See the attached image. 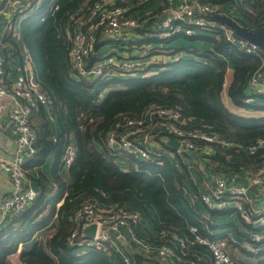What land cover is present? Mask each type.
Instances as JSON below:
<instances>
[{
	"label": "trees",
	"instance_id": "obj_1",
	"mask_svg": "<svg viewBox=\"0 0 264 264\" xmlns=\"http://www.w3.org/2000/svg\"><path fill=\"white\" fill-rule=\"evenodd\" d=\"M96 1L99 0H44L37 9L27 8L30 10L24 12L28 14L20 23L18 41L9 38L10 32L4 38L10 44V55L19 58L23 48L27 50L33 79L53 103L49 108L39 105L30 115V123L37 133L36 152L25 167L29 171L35 168L39 173V178L28 174L38 190L34 201L21 215L0 228V264H15L9 258L12 254H17L19 264H119L100 251L79 253L68 245V236L74 228L71 216L82 200H96L103 205L121 204L138 210L156 225L147 238L155 244L168 243L174 248L177 243L162 236L161 231H171L178 236L180 229H184L192 238L190 226H195L199 234L210 236L206 229L208 221H202L189 206L185 194L189 178L186 165L181 162L175 165L167 156L161 163L143 161L137 169L124 170L115 162L116 155L107 148L105 138L120 116H137L149 104L176 107L183 115L212 125L228 139L247 143L264 137V117H242L230 112L222 102L224 69L230 64L233 76L226 93L231 101L241 107L264 109V106L246 102L249 94L245 91L260 59L230 45L220 26L197 30L190 36L175 34L161 40L157 36L148 38V42L181 41L183 45L152 48L156 54L183 53L157 73L76 77L68 62L69 42L65 30H74L79 22L87 20ZM211 1L224 8H233L235 12H229L231 18L251 30L264 27V0ZM213 19L224 23L219 16ZM112 41L102 40L97 34L94 58L102 55L103 43ZM196 42L208 44V48L200 52ZM68 147L73 155L64 172ZM48 156L54 159L51 181L40 170ZM227 156L234 160L228 161ZM200 159L222 165L221 172L228 165L256 168L264 164V148L254 154L230 148ZM43 180L47 181L43 183ZM60 200L62 203L57 207ZM206 210L211 215L233 212L245 225L236 206L223 210L206 207ZM219 227L225 225H210L211 229ZM45 229L53 232L44 238L36 237ZM255 245L260 248L257 252L241 250L250 259L245 264H264V245ZM137 259L143 264L141 256L137 255Z\"/></svg>",
	"mask_w": 264,
	"mask_h": 264
},
{
	"label": "built area",
	"instance_id": "obj_2",
	"mask_svg": "<svg viewBox=\"0 0 264 264\" xmlns=\"http://www.w3.org/2000/svg\"><path fill=\"white\" fill-rule=\"evenodd\" d=\"M44 0H0V3L17 5L22 9L37 8ZM166 17L153 26L154 35L166 39L175 34L193 35L197 30H210L216 26L223 29L225 40L239 50L253 54L260 59V65L251 73L248 81L246 102L253 104L256 97L264 98V54L260 47L235 34L227 24L218 23L213 16L225 15L231 18L228 9L211 0H165ZM57 5L51 8V12ZM129 7L119 5L112 0H99L90 8L89 17L81 21L74 30L66 29L65 35L69 42L68 62L76 77H124L152 73L150 64H157L146 51L138 56L123 57L115 53L100 55L94 58L97 34L102 40L122 39L126 32L137 26V22L127 16ZM173 58L166 56L165 60ZM29 59V57H28ZM25 57V60H27ZM7 64V65H6ZM7 66V67H6ZM5 67L15 70L14 56L7 61L0 57V109H7L11 127L14 149L7 157L0 158V170L10 178L7 194L0 195V216L11 220L19 217L34 201L37 192L28 185V177L32 171L26 169V163L36 152L37 133L30 123V115L39 105L51 107L52 99L38 86L33 74L27 67L12 81L3 78ZM233 68L228 64L224 73ZM227 81L223 78L222 89H227ZM19 99L20 102L14 101ZM54 118H51L53 121ZM176 141L177 148L171 147L169 141ZM105 143L116 156L127 155L153 163H161L164 156L184 159L186 151L195 152L197 157H209L219 150L233 148L254 154L264 148V137L250 142L241 143L226 138L212 125L197 122L192 117L183 115L176 107H164L149 104L137 116H120L115 119L108 131ZM168 146V148L166 147ZM72 149L66 151V162L72 159ZM35 171V168H33ZM33 175V173H32ZM253 186H264V164L255 168L247 180L234 184L221 174L212 176L209 192L200 194V200L208 209L223 210L231 206L241 211V216L248 230L245 235L247 249L256 252L264 245V204L261 208H250L244 211L238 200L248 197ZM251 210V211H250ZM71 219L74 228L68 236L67 243L75 249L96 250L106 254L109 243L118 238L121 245L113 249L115 263L139 264L137 255L152 264H170L174 259L175 250L168 243L155 244L144 239L137 233L142 215L138 210L130 209L121 204L103 205L96 200H82L74 208ZM90 224L95 225L93 236L87 237L83 229ZM128 230V236L123 230ZM192 238L180 239L171 231H161L162 236L174 240L180 250L189 246L204 247L210 259L205 260L198 253L193 254L182 264H234L228 250L227 242L220 237H208L198 233L195 226L189 227ZM116 234V235H114ZM160 234V233H159Z\"/></svg>",
	"mask_w": 264,
	"mask_h": 264
},
{
	"label": "crops",
	"instance_id": "obj_3",
	"mask_svg": "<svg viewBox=\"0 0 264 264\" xmlns=\"http://www.w3.org/2000/svg\"><path fill=\"white\" fill-rule=\"evenodd\" d=\"M116 2L119 5H127L129 7V11L127 12V16L134 19L137 22V26L135 28L129 29V31L126 32L124 40L122 39H114V41L111 43V48L114 52L119 51L120 56L123 57H130L134 56L132 54H138L141 51L144 52L147 50L148 53H150V50L154 47H151L152 45H157V43L154 42H148L146 41L148 38H151L154 36L153 32V26L157 21L162 20V16L166 14V1L165 0H112ZM228 9V12H235V10L229 6L225 7ZM37 9V8H33ZM32 9V10H33ZM27 8L24 10L20 8L17 5H9L0 3V51L3 52L2 57L5 59V56L9 57L10 48L8 41H4V38L7 34V32H10V39L18 41L19 39V26L22 21V19L28 14L24 13L26 12ZM30 10V9H28ZM31 10V11H32ZM181 41H176V43H172L174 46H183L180 44ZM198 43V42H196ZM106 44H109V42L103 43L101 45L102 47ZM160 44V43H158ZM165 44V43H164ZM180 44V45H178ZM156 48V47H155ZM9 50V51H8ZM104 51V50H102ZM106 52H111L110 50H106ZM104 52V54L106 53ZM113 52V53H114ZM11 54V53H10ZM21 57H14V65L16 66L15 70H9L5 67V72L3 74V78L8 82L12 81L18 73L23 70V67H27L30 72L33 74V67L32 62L29 53L25 48H23L22 52L20 53ZM170 54L166 53H159L155 56H152V58H155L158 60L157 64H150L151 68L155 67L156 65L161 67H155L156 70L152 72L157 73L158 71L164 69L165 65L167 63L173 62L177 60L183 53L178 52L174 55H170L173 58L170 57L169 60H165L166 56ZM25 57H29L28 61L25 60ZM7 65V64H6ZM151 74V73H150ZM233 76V70L229 71L227 74L224 73L225 80L227 81V84L230 83ZM126 77V76H124ZM227 90V89H226ZM226 90L222 92V102L224 106L232 113L240 115L242 117H253V118H259L264 117V109L260 106H264V99L263 97H256L253 104L259 106L260 108H252V107H241L236 104H234L230 97L227 95ZM14 101L20 102L19 99H16ZM52 126H54V120L51 121ZM11 134V127L8 121V114L7 109H0V158L9 156L13 149V139ZM122 158V159H121ZM227 156V160H234V157ZM175 165H178L180 162L186 165L187 172L189 173V178L187 179V185L185 188V194L189 201V206L192 207L195 211L198 217L201 218L202 221L206 222L208 221L209 225H206V229L210 232L209 237H220L221 239H224L227 242V246L229 248V254L234 262V264H245L250 259L246 256V254L241 250H248L247 249V239L243 237L245 235L246 231L248 230L246 224L244 225L243 222H240L239 219H237V215L230 213V214H223V215H211L206 210V207L203 205V203L200 200V194L202 193H208L209 192V185L210 180L212 176L215 174H221L228 178V180L234 184H239L247 180L248 176L253 174L255 171V167L248 166V165H238V167L233 165H228L225 167V170L221 172L220 168L222 165L215 163H210V161H203L200 159V157H197L195 155H186L184 156V159L179 158H171ZM114 160L117 164H119L120 167H122L124 170H128L131 167H134L135 169L139 168V163L134 161L132 158L125 159L123 156H115ZM125 160V161H123ZM53 156H48L45 163L40 167V170L47 176V178L52 179L51 177V169L53 165ZM207 162V163H206ZM68 163L65 162L64 167L62 168L65 172V169L67 168ZM180 166V165H179ZM216 166H219L218 168ZM224 166V165H223ZM220 170V171H218ZM33 173V176L35 178H39V173L31 170ZM186 171H183V174L185 175ZM28 185L30 186L32 179L28 177ZM47 180H43L44 183ZM10 188V178L7 174H5L3 171L0 170V195L7 194ZM199 198H198V197ZM200 200V201H199ZM245 200V199H240ZM247 202L244 201V203H248L247 210L250 208H261L262 204H264V186H253L249 190L248 197L246 198ZM62 203V200L57 202V207ZM236 203L242 204V202L238 201ZM243 203V204H244ZM237 205V204H236ZM235 205V206H236ZM250 206V207H249ZM232 207V206H231ZM237 208V207H236ZM54 220V219H53ZM7 221V222H6ZM9 220L2 219L0 216V228L4 225L8 224ZM226 224L225 227H219V228H210V225L213 226H219ZM156 225L154 222L149 220L148 218L142 216L140 225L136 228L137 233H139L140 236H142L144 239H147L148 236L150 237V233H153L154 228ZM123 230V234L128 236V230L127 229H121ZM53 230H43L41 232H38L36 237L44 238L46 235H49L52 233ZM180 235L178 237L180 239H186L189 238L187 236V232L184 229H180ZM116 235V234H114ZM192 235V234H190ZM113 242L115 245H121V241L118 238H113ZM113 242L109 243L106 249V254L101 252L105 257H107L110 260L115 259L114 255V249H113ZM232 248V249H231ZM20 249V248H19ZM80 253L81 249H76ZM175 255L174 259L170 262V264H182L183 262L193 259V254L198 253L204 258L205 260H209V254L207 250L204 247L201 246H187L185 250H180L178 245H174ZM228 250V249H227ZM231 250V251H230ZM84 252L87 250H83ZM257 252V251H256ZM10 260L15 263L19 264L17 260V254L10 255ZM115 261V260H114ZM143 264H152L147 261H142ZM140 264V263H139Z\"/></svg>",
	"mask_w": 264,
	"mask_h": 264
},
{
	"label": "water",
	"instance_id": "obj_4",
	"mask_svg": "<svg viewBox=\"0 0 264 264\" xmlns=\"http://www.w3.org/2000/svg\"><path fill=\"white\" fill-rule=\"evenodd\" d=\"M165 17H166V14H164L162 16L163 19ZM219 17L223 20V22L225 24H227L231 29H233V31L235 32V34L237 36H239V37H241V38H243V39H245L251 43L258 45L264 54V27L261 29H257V30H251V29L239 24L233 18H230V17L225 16V15H219ZM2 54H3V52L0 51L1 57H2ZM245 91L246 92L248 91L247 87L245 88ZM168 144L173 148L178 147V143L176 141L170 140ZM186 155H195V152L188 150V151H186ZM30 186L35 192H37L38 188H37L35 182H31ZM94 230H95V225L90 224L83 229V233L87 237H91V236H93Z\"/></svg>",
	"mask_w": 264,
	"mask_h": 264
},
{
	"label": "rangeland",
	"instance_id": "obj_5",
	"mask_svg": "<svg viewBox=\"0 0 264 264\" xmlns=\"http://www.w3.org/2000/svg\"><path fill=\"white\" fill-rule=\"evenodd\" d=\"M28 10V9H27ZM28 12V11H27ZM155 36V35H154ZM161 40V39H160ZM162 43H163V45H162ZM165 43V44H164ZM172 43H173V41H172ZM172 43H170L169 44V41H162L161 42V44H158L157 43V45H152L151 47H156V46H162L163 48L164 47H167V46H169V45H173ZM169 44V45H168ZM112 46H111V43H109V44H106V45H104L103 47H102V50H104V51H102L101 50V52L102 53H104V52H106V50H110V51H112V53L114 52L113 50H112V48H111ZM196 47L198 48V50L200 51V52H204V50H206L207 48H208V44H203V43H196ZM157 49H160V48H158V47H156ZM119 51L120 50H118V51H116V52H114L115 53V55H118L119 54ZM111 52H106L105 54H110ZM150 54H151V56H155L156 55V53L154 52V50L153 49H151L150 50ZM132 55H134V56H138V54H132ZM182 56V55H181ZM152 70H156V68L155 67H153L152 68ZM264 99V98H263ZM124 155H125V159H129V158H132L134 161H136L137 163H139V164H141L144 160H142V159H138V158H135L134 156H130V155H127V153H124ZM122 159V158H121ZM123 161H125V160H123ZM144 162H146V160L144 161ZM198 197V196H197ZM199 198V197H198ZM200 201V200H199ZM238 201H240V202H242V206H244L243 207V210L245 211H248L247 210V205H248V203H244V201L243 200H238ZM244 203V204H243ZM250 207V206H249ZM251 211V210H250ZM241 212V211H240ZM241 214V213H240ZM240 218H242V216L240 217ZM237 219H239V217H237ZM240 220V219H239ZM7 222V221H6ZM223 225H226V224H223ZM229 248L230 247H228L227 246V249H228V252H229ZM232 249V248H231ZM231 251V250H230ZM81 252H84L83 250L81 251ZM230 253V252H229Z\"/></svg>",
	"mask_w": 264,
	"mask_h": 264
}]
</instances>
